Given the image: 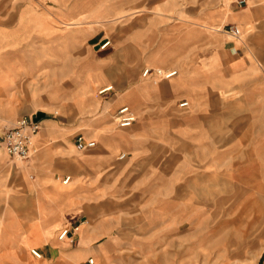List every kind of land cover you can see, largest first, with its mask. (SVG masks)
Here are the masks:
<instances>
[{
    "label": "rangeland",
    "instance_id": "rangeland-1",
    "mask_svg": "<svg viewBox=\"0 0 264 264\" xmlns=\"http://www.w3.org/2000/svg\"><path fill=\"white\" fill-rule=\"evenodd\" d=\"M23 4H39L43 13L45 8H55L57 16L55 32L43 29L41 81L55 83L60 78L68 82L65 90L74 92L80 76L89 74L88 80L98 85L96 107L87 114L73 101H64L56 113L48 98L37 100L33 91L24 94L28 111L47 110L52 125L43 126L33 138L28 161L12 158L0 147V196L5 194L0 202V264H41L43 259L29 258L32 250L41 249L31 243L37 239L28 240L27 235L41 213L54 210L49 203L39 206L23 197L26 193L40 197L57 182L68 191L58 202L63 223L67 220L62 229L72 234L64 239H71L70 244H62L72 252L87 249L78 262L73 257V264L91 258L106 264L104 256L97 255L103 245L115 248L111 264H262L264 0H250L246 11L257 25L239 28L240 37L249 36L255 44L251 71L213 78L218 88L227 90L218 93L216 117L205 127L198 115L187 112L185 116L194 128L186 134L197 138L192 148L187 144L170 148L162 140L145 138L135 110L136 124L121 128L117 112L130 105L129 91L137 83L167 80L155 71L176 69L167 66L179 59L178 49L185 57L186 38L195 28L202 29L203 37L215 34L204 26L218 9L236 12V0H23ZM229 26L233 25L218 33ZM148 68L152 73L145 77ZM30 82L34 78L26 79V84ZM108 85L115 90L101 94ZM193 121L197 123L190 125ZM117 132L124 135L115 160L106 166L92 164L87 156L101 145L110 149L101 137ZM79 134L97 140L99 147L79 151L75 146ZM145 144L148 149L143 155L150 153L147 167L146 160L137 162L133 155L135 148ZM123 154L128 156L118 159ZM63 175L72 176L69 184H62ZM40 180L46 188H28L27 184ZM6 182L9 187L3 188ZM46 196L52 200L48 192ZM83 225L97 235L87 245H79L78 228Z\"/></svg>",
    "mask_w": 264,
    "mask_h": 264
},
{
    "label": "crops",
    "instance_id": "crops-1",
    "mask_svg": "<svg viewBox=\"0 0 264 264\" xmlns=\"http://www.w3.org/2000/svg\"><path fill=\"white\" fill-rule=\"evenodd\" d=\"M249 2L250 0H247V4L239 8L240 5L238 4V0H236L234 7L236 12H227L225 9L216 10L215 16L209 18L210 24H206L205 26H221L223 28L226 25H233L244 29L249 28L250 24L257 25L255 21L248 19L250 18V13L246 11L250 9L248 6ZM244 7L247 8L244 9ZM54 9L51 7L45 8L43 13L42 7L39 4L27 5L23 4V0L22 2L21 0H0V132L4 128L3 125L14 124L16 118L17 120L24 117L30 118L39 123L41 128L52 125V119H50L47 110L38 109L34 113L28 111L24 97L26 92L33 91L37 95V100L44 99L45 97L48 98L50 104L54 106L56 113L60 112L58 108L64 105V101H73L74 105L79 107L83 114H87L88 110L96 107L95 87L98 85V81L88 80L89 74L87 76H80L77 82V90L74 92H67L65 88H67L68 82L63 83V80L60 78L55 83L41 81V43L43 39L42 35H46L43 34V29L50 30L49 34L52 33L53 29L54 32L57 29V16ZM232 12L236 14H231ZM244 12L246 13L245 15L241 14ZM220 13L226 14L219 15ZM192 34V36L186 38L185 57L181 56L182 49H178L179 57L177 58L179 59L173 62V64L171 63L172 65L167 66L168 68H176L172 70H177V75L157 83L152 78L139 84L137 83L129 91L128 102L131 106L123 105L129 106L133 112L135 110L138 113L141 119L140 125L144 126L145 138L162 140L164 146L170 148L172 146L174 148L186 147V144L192 148L195 143L194 141H197V138L195 139L193 136L186 134L188 130L194 129L188 126L185 119L187 118L185 117L188 114L187 112L198 115L197 117L200 118L202 127H205L204 125L212 117H216L217 102L219 100L218 93L227 89L226 86L218 88L219 86L214 84L215 80L213 78L243 76L251 71L250 58L253 56L255 44L249 36L231 38L224 31V33L216 32L215 34L210 32L208 37L205 34L203 37L201 28H195ZM31 47L33 50H31ZM32 78H34V82L26 84V79L30 80ZM51 84H54V88H51ZM113 90H115L114 86L111 91ZM44 92L45 95H43ZM124 101L126 100L124 99ZM182 102H187L188 105L181 107L180 104ZM197 121H193V123L189 122V124H196ZM200 130L202 133L206 131L204 128H200ZM123 135V133L117 132L101 137L102 142L105 141L110 146V149H104L102 145L99 147L100 143L95 139H91L95 140L97 145L89 150L99 148L86 158L91 159L92 164L103 163L105 166L111 164L116 158L119 142H121ZM165 142L167 143L165 144ZM0 147L2 146L0 145ZM2 149L4 148L2 147ZM2 149L1 151H3ZM147 149V144H145L144 148L137 147L133 150L134 158L137 159L136 161L141 162L142 160H146V167L147 158L150 156L147 154L150 153L146 152V155H143V152L147 151ZM4 153L8 155L6 151ZM124 155L125 158L128 156V154ZM140 155L141 158H139ZM176 155L179 157L178 154ZM118 159L122 160L121 156ZM0 164L3 168V163ZM30 169L36 170L33 167H30ZM85 169L99 172L105 168ZM70 172L74 174L72 168ZM67 177L72 178L71 175H63L62 181ZM31 179H34L33 175ZM58 180L60 181V179ZM27 185L29 189H44L47 187L44 186L42 180L32 182V185ZM3 186H5L3 188H8V182L3 183ZM46 191L50 194L52 200H47V192L46 194L44 192L41 193L40 197L38 194L33 195L32 193H26L23 197L25 202L32 204L38 202L39 206L42 204L44 207H47L49 203L51 210H54L53 213H41L36 220L37 223L31 226L27 239L31 240L33 237L39 240L32 241L31 243L42 250L38 249L42 257L38 259L30 252V255L28 254L29 258L33 262L43 259L41 264H73L74 261L78 262L85 252H87V249L80 248L74 250V252L68 250V244L62 243L67 236L72 235L71 233L63 239L59 238L63 232L62 228L64 224L67 225V220L63 223L61 214L58 212V202H63L61 197L68 191L65 192L59 182L49 187V190ZM4 195V192H2L0 196L1 203L3 202ZM84 226L78 228L81 236L79 245H87L80 229L85 231L86 235L95 239L97 237V235H93V231L90 232ZM69 241L71 239H68V242H64L70 244ZM114 246L116 245L114 244ZM113 250L107 247V245H103L99 248V254L97 255H103L105 263L111 264V251ZM73 257H75L74 261ZM29 258L27 257V259ZM262 264H264V260Z\"/></svg>",
    "mask_w": 264,
    "mask_h": 264
},
{
    "label": "built area",
    "instance_id": "built-area-1",
    "mask_svg": "<svg viewBox=\"0 0 264 264\" xmlns=\"http://www.w3.org/2000/svg\"><path fill=\"white\" fill-rule=\"evenodd\" d=\"M246 2L247 0H238V4L240 6H242ZM226 32L229 33L233 38H240L241 36V30L237 26H229V28L226 29ZM151 73V69H146L143 75L146 77ZM155 74L158 77L169 79L177 75V70L164 71L158 69L155 71ZM112 89L113 86L106 87L101 90V94L109 92ZM187 105V102H182L180 104L181 107H186ZM116 119L119 127L129 128L137 121V116L129 106H123L118 110ZM40 130L41 125L39 123L31 120L30 118H21L15 124L11 126H5L2 129V131L0 132V145L12 158L22 161H28L31 157L33 138L40 132ZM75 145L79 151L83 152L94 148L97 143L95 140L87 139L84 135H78L75 141ZM123 158H125L124 154L121 156V159ZM70 179V177H67L65 178V180H63V182L67 184L69 183ZM69 233L70 231L68 229L64 230L60 235V238L63 239ZM32 254L38 259L42 257L41 253L38 250H32ZM84 264H96L95 259L91 258Z\"/></svg>",
    "mask_w": 264,
    "mask_h": 264
},
{
    "label": "bare ground",
    "instance_id": "bare-ground-1",
    "mask_svg": "<svg viewBox=\"0 0 264 264\" xmlns=\"http://www.w3.org/2000/svg\"><path fill=\"white\" fill-rule=\"evenodd\" d=\"M224 14V13H223ZM204 27H206V28H208L209 30H212V31H214V32H222V27L221 26H204ZM205 29V28H204ZM206 30V29H205ZM226 32V31H225ZM228 35L230 36V37H232L229 33H228ZM149 69V68H148ZM160 70H164V69H160ZM144 76V75H143ZM173 77H175V76H173ZM173 77H171V78H173ZM162 79V78H161ZM170 79V78H169ZM109 86H111V85H108V87ZM101 93V92H100ZM111 117V116H110ZM62 183L63 184H65L63 181H62ZM239 187V186H238ZM238 189V188H237ZM243 193H244V191H243ZM85 214V213H84ZM263 218V217H262ZM261 223V222H260ZM264 228V227H263ZM80 232H81V234H82V236L84 237V239L86 240V243L87 244H89L91 241H94V239L95 238H93V237H91V236H89V235H86V233H85V231H83L82 229H80ZM59 238H60V236H59ZM65 238V237H64ZM61 239V238H60ZM95 263H96V261H95Z\"/></svg>",
    "mask_w": 264,
    "mask_h": 264
}]
</instances>
